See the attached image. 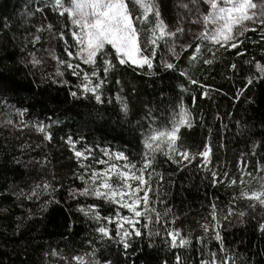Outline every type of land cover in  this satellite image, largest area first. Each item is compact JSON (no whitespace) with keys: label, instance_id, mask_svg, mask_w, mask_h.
<instances>
[{"label":"trees","instance_id":"trees-1","mask_svg":"<svg viewBox=\"0 0 264 264\" xmlns=\"http://www.w3.org/2000/svg\"><path fill=\"white\" fill-rule=\"evenodd\" d=\"M128 2L133 14H137L139 9L131 0ZM48 3L50 0H0V82L12 89L0 90V264H78L73 257H84L85 264L106 258L115 264H163L164 261L176 264L177 253L185 263L198 264L205 257L198 251L202 245L196 238L205 236L201 226L211 222L212 203L224 214L229 207L235 210L223 221L221 229L234 264H264V233L258 231L264 209L257 205L253 210L249 207L251 201L245 198L230 203L233 194L239 196L241 190L240 165L258 162L264 165V79L254 80L245 87V77L255 73V68L254 64L244 63L245 60L264 63V39L259 29L239 36L242 43L236 49L215 46L214 57L208 51L211 45L193 62L188 59L193 49L182 52L180 59L174 61L175 71L160 65L161 56H167L161 42L153 60V75L148 74L147 68L120 64L111 47H107L105 51L115 67L102 86L104 102L97 103L91 94L78 98L70 95V91H78L79 83L71 69L59 66L64 75L56 76L58 64L50 51L67 59L64 41L55 33L70 22L50 7L43 12L35 11ZM160 5L169 23H174L177 13L183 10L179 8V0H160ZM149 19L154 23V17ZM48 23L54 25L52 31L47 30ZM42 25L44 30L37 33L36 28ZM140 27L145 29L141 35L143 41L149 35L150 24ZM64 31L69 45L73 44L71 34L66 28ZM33 35H40V41L33 44ZM146 47V54L150 55L151 46ZM237 51L243 54L237 55ZM32 55L42 63L33 66ZM205 58L212 63H203ZM232 64L236 69L230 68ZM180 70H186L191 80L199 83H191L180 75ZM61 80L69 83L61 84ZM205 91L208 95L202 97ZM118 96L129 105L127 115L121 111ZM181 103L191 113L192 126H181L178 143L193 154L202 151L208 143L210 161L205 167L201 163L203 158L196 156L180 166L157 153L156 168L164 174L160 188L164 203L155 207L162 213L165 208L171 212L159 223L149 225L154 233L159 232L158 236L153 235L149 240L148 229H143V238L132 239L125 257L122 244L115 238V227L108 225L112 240L101 239L95 230L97 221L77 209V204L95 203L104 216L112 215L115 206L95 198L69 197V189L83 184L76 178L81 168L66 142L67 137L79 141L77 148L87 144L93 149L123 151L136 162L143 152L142 132L149 123L170 120ZM18 110L24 111L21 114ZM37 123L51 133V140H46L45 133L37 130ZM254 143L258 145L255 150ZM212 171L217 172L222 183L213 185ZM231 177L237 183L229 186ZM45 183L51 184L55 192L51 189L45 192ZM34 189L38 198L29 199ZM49 193L60 203H52L46 211H41V204L50 198ZM240 211L245 212L243 217L238 216ZM172 229L189 236L192 246L168 247L166 230ZM205 239L208 248L218 251L211 230Z\"/></svg>","mask_w":264,"mask_h":264},{"label":"snow or ice","instance_id":"snow-or-ice-1","mask_svg":"<svg viewBox=\"0 0 264 264\" xmlns=\"http://www.w3.org/2000/svg\"><path fill=\"white\" fill-rule=\"evenodd\" d=\"M131 3L139 9L135 15L128 0H50V3L35 9L36 12H43L44 8L50 7L53 12L58 13L60 17H66L70 22V25H64L55 33L60 40L64 41V52L67 59L57 56L54 51H50V55L58 64L56 76L64 75L59 67L63 66L71 69L72 75L80 80L76 85L78 91H70L72 97L78 98L91 94L97 103L104 102L102 86L107 81L109 72L115 67L109 53L105 51L106 46H111L120 64L131 63L141 69L147 68L148 74L153 75V60L161 42L167 50V56H161L160 65L164 69L175 71L174 61L180 59L182 52L193 49L188 57L189 61L193 62L200 59L202 50L209 45L211 47H208V51L213 53V57L215 55L213 49L217 45L226 50L236 49L242 43L238 39L239 36H243L248 31H257L254 25L261 26L259 34L261 39H264V0H179V8L184 9L185 12H178L174 23L167 22L160 0H131ZM205 5L206 8L203 7ZM29 15H34V13H29ZM150 16L154 17V23L150 21ZM145 23L150 24L147 29L149 35L142 41L141 35L145 29L140 25ZM46 27L47 30L52 31L54 25L48 23ZM65 28L74 41L71 45L66 39ZM43 30V25L36 28L37 33ZM40 39V35H33L32 43L35 44ZM146 46H151L150 55L146 54ZM236 54L242 55L243 53L237 51ZM30 62L33 66L42 63L34 55ZM81 62L90 65L91 70H83ZM203 63L210 64L212 60L205 58ZM244 63L254 64L255 73L259 74L250 72L245 77L247 81L245 87L252 84L254 80L264 79V63L256 60H245ZM230 68L236 69V65L232 64ZM180 75L191 80L186 70H180ZM59 83L68 84L69 81L61 80ZM191 83L199 82L191 80ZM181 88L183 89V85ZM0 90L10 91L12 89L0 82ZM207 95V91L201 94L202 97ZM236 98L238 99V96ZM117 102L120 104L121 111L127 115L128 103L119 96ZM178 107V112H175L170 120L162 124L149 123L147 129L142 132L143 152L136 162L131 161L123 151L113 152L109 148H101V152L108 159H98L94 163L103 164L106 167L94 168L85 163L89 157L93 156V148L85 144L82 149H78L76 145L79 141L71 136L67 137L66 142L77 158L80 168L84 170L76 174V178L82 182L83 186L69 189V197L72 199L92 197L117 205L112 215L104 216L99 211L100 206L95 203L77 204V209L85 216L97 221L98 227L95 230L100 234L101 239L112 240L114 238L108 225L115 223V238H118V242L122 244L125 257L128 255L127 250L132 246V239L143 238V229H148L149 240L153 235L158 236L159 232L154 233L149 225L159 223L163 216L171 212V209L165 208L162 213L155 207L157 203H164L160 195L164 174L157 171V153L166 156L172 163L180 166H183L184 161L187 160L190 163L196 156H199L203 158L201 163L206 167V162L210 159L211 148L208 143L204 145L202 151L195 154L178 143L181 126H192L191 113L182 103ZM18 111L22 114L24 110ZM36 127L38 131L45 133L46 140H51L52 135L43 124L37 123ZM257 146L254 143L253 149L255 150ZM252 154L255 155V151ZM115 161H122V163ZM257 171H264V165L258 162ZM211 174L213 185L222 183L217 178L216 171H212ZM244 175L245 173L242 172L241 177ZM247 175L251 179L244 181L241 178L240 181L247 187L241 188L239 196L234 193L230 203L234 204L238 199L245 198L251 201L249 207L253 210L257 205L264 209V176H252L250 172ZM154 176L155 189H153ZM224 176L227 177L228 174L224 173ZM253 182L257 185L256 187H252ZM236 183L235 178L229 180V186ZM39 187L38 185L37 188ZM49 189L52 193L56 190L51 184L45 183L43 190L48 192ZM38 195L34 189L28 198L31 199L33 196L38 198ZM49 195L50 198L41 204V211H46L52 203H60L54 195L51 193ZM210 208L211 222H206L201 227L205 236L211 230V238L217 242L219 247L218 251L212 250L208 248L205 236L197 237L196 242L202 245L198 251L202 257H207L201 258L198 264H229L232 257L228 255L230 250L224 243L221 229L223 221L228 220L235 210L229 207L227 213L224 214L215 203H212ZM121 209H127L129 214L123 215ZM244 215V211L238 213L239 217ZM142 222L143 228L139 226ZM258 231L264 233V220L258 224ZM166 236L165 243L170 248H190L192 246L191 238L181 235L178 229L166 230ZM218 253L223 255H218ZM92 256H95V249ZM73 259L77 260L78 264H85L84 257H73ZM175 262L184 264L179 253L175 255ZM87 264H115V262L106 258L103 261L89 260ZM163 264H167V261Z\"/></svg>","mask_w":264,"mask_h":264},{"label":"rangeland","instance_id":"rangeland-1","mask_svg":"<svg viewBox=\"0 0 264 264\" xmlns=\"http://www.w3.org/2000/svg\"><path fill=\"white\" fill-rule=\"evenodd\" d=\"M43 1H47V0H43ZM203 7H207L206 5L205 6H203ZM185 12V10L183 9L182 10V13H184ZM194 27V26H193ZM253 27H256L257 29H259L261 26L260 25H254ZM73 43H74V41H73ZM107 47H111V46H106V48ZM106 50V49H105ZM114 51V50H113ZM115 53V52H114ZM76 62H79V61H76ZM125 65H127L128 67H130V68H138L137 66H135V65H132L131 63H127V64H125ZM86 67H89V68H91V66L90 65H87V64H83L82 62H81V68L83 69V70H85V71H88L87 69H86ZM76 77V76H75ZM79 80V79H78ZM79 82H80V80H79ZM78 149H82V148H78ZM114 152V151H113ZM98 159H108V157H105L104 156V154L101 152V148H99V149H93V156H91V157H89V159L87 160V161H85V163L86 164H90L92 167H94V168H104V167H106L105 165H103V164H96V163H94V161L95 160H98ZM209 161H210V159H209ZM209 161L208 162H206V164H208L209 163ZM115 162H117V163H122V161H115ZM261 165V164H260ZM257 167H258V163H254V164H246V165H240V168H239V175H240V179L241 178H243V180L244 181H248L249 179H251V177H249L248 175H247V173H252V176H264V171H257ZM84 170L83 169H81V172H83ZM245 173V175L243 176V177H241V173ZM228 174V173H227ZM231 178H234V177H231ZM113 179H115V177L113 178ZM240 185V188H242V187H247V185L246 184H239ZM257 185L255 184V182H253V184H252V187H256ZM89 198H92V197H89ZM112 205H114V204H112ZM115 206V208L113 209L114 211H113V213L115 212V210H116V208H117V205H114ZM121 212H122V214L123 215H128L129 213H128V210L127 209H121ZM142 224H143V222L141 223V225H139L140 227L142 226ZM112 226H114L115 227V223H113V224H111ZM206 258V257H205ZM184 264H188V263H185L184 262ZM190 264V263H189Z\"/></svg>","mask_w":264,"mask_h":264}]
</instances>
